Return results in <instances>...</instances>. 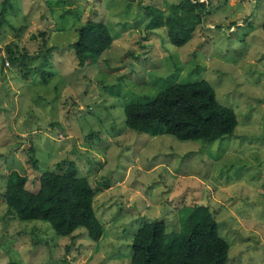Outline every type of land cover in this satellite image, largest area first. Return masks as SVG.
I'll list each match as a JSON object with an SVG mask.
<instances>
[{"label": "rangeland", "instance_id": "obj_1", "mask_svg": "<svg viewBox=\"0 0 264 264\" xmlns=\"http://www.w3.org/2000/svg\"><path fill=\"white\" fill-rule=\"evenodd\" d=\"M3 1L0 264H129L138 228L163 220L177 230L184 204L213 214L230 244L226 264H264V0H209L202 29L179 48L162 24L147 26L142 10L152 4L168 14L178 0H11V7ZM89 19L108 23L114 37L95 67L80 66L69 47ZM7 44L27 56L51 47L45 75L31 68L24 76L22 65L7 59ZM39 62L32 57L30 66ZM202 78L235 112L231 138L180 140L127 127V102ZM32 145L41 168L75 159L78 174L99 187L93 197L103 224L98 240L84 228L61 236L47 221H23L7 211L3 192L11 170L28 175L30 190L38 188L27 155Z\"/></svg>", "mask_w": 264, "mask_h": 264}, {"label": "trees", "instance_id": "obj_2", "mask_svg": "<svg viewBox=\"0 0 264 264\" xmlns=\"http://www.w3.org/2000/svg\"><path fill=\"white\" fill-rule=\"evenodd\" d=\"M10 1L4 0L3 6L11 7ZM209 6V0H178L171 4L173 10L168 14L152 4L144 5L142 10L150 19L147 26L162 24L170 44L179 48L196 29H202ZM1 10L0 22H8L3 16L4 7ZM262 28L264 31V18ZM76 30L78 35L69 47L74 50L78 64L97 66L114 44L111 26L89 19ZM9 45L7 59L12 65L18 61L24 76L31 68L45 75L51 47L39 50L37 56H27L26 52L16 55ZM32 57L40 58V62L31 67ZM124 114L131 130L150 135L167 133L180 140L231 138L238 122L234 110L217 100L214 87L204 78L171 83L158 90L151 100L127 102ZM52 132L56 133L54 129ZM27 155L32 167L41 171L32 178L34 183L38 182V188L30 190L26 186L28 175L11 170L3 192L7 211L23 221H47L61 236H73L76 229L84 228L90 239L98 240L103 234V224L95 214L93 197L99 187L92 184L89 175L78 174V163L71 158L57 161L53 168L48 165L41 168L33 145ZM106 182L98 183L102 187L107 186ZM177 219V230L168 229L163 220L143 223L133 235L129 264H226L230 244L219 235L215 217L207 208L184 204L177 209ZM8 264L19 263L10 260Z\"/></svg>", "mask_w": 264, "mask_h": 264}]
</instances>
